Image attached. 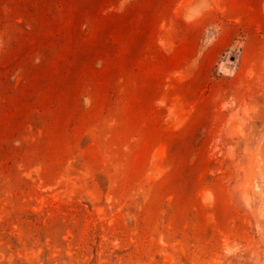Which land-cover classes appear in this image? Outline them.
Masks as SVG:
<instances>
[{"label": "rangeland", "instance_id": "374dc122", "mask_svg": "<svg viewBox=\"0 0 264 264\" xmlns=\"http://www.w3.org/2000/svg\"><path fill=\"white\" fill-rule=\"evenodd\" d=\"M0 264H264V0H0Z\"/></svg>", "mask_w": 264, "mask_h": 264}]
</instances>
